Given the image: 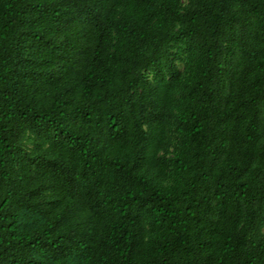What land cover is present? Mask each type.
Segmentation results:
<instances>
[{
    "label": "trees",
    "instance_id": "trees-1",
    "mask_svg": "<svg viewBox=\"0 0 264 264\" xmlns=\"http://www.w3.org/2000/svg\"><path fill=\"white\" fill-rule=\"evenodd\" d=\"M0 264H264V0H0Z\"/></svg>",
    "mask_w": 264,
    "mask_h": 264
},
{
    "label": "rangeland",
    "instance_id": "rangeland-1",
    "mask_svg": "<svg viewBox=\"0 0 264 264\" xmlns=\"http://www.w3.org/2000/svg\"><path fill=\"white\" fill-rule=\"evenodd\" d=\"M177 64L182 68L183 66V64L181 63V62H177Z\"/></svg>",
    "mask_w": 264,
    "mask_h": 264
}]
</instances>
